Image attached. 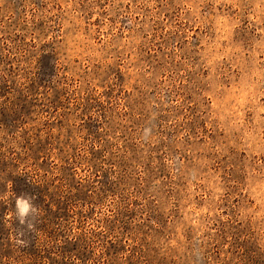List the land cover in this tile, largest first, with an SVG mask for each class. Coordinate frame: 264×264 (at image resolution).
Masks as SVG:
<instances>
[{"label": "rangeland", "instance_id": "374dc122", "mask_svg": "<svg viewBox=\"0 0 264 264\" xmlns=\"http://www.w3.org/2000/svg\"><path fill=\"white\" fill-rule=\"evenodd\" d=\"M0 264H264V0H0Z\"/></svg>", "mask_w": 264, "mask_h": 264}, {"label": "clouds", "instance_id": "9594fccd", "mask_svg": "<svg viewBox=\"0 0 264 264\" xmlns=\"http://www.w3.org/2000/svg\"><path fill=\"white\" fill-rule=\"evenodd\" d=\"M151 129L145 128V135L150 134ZM35 196L22 193L15 198V217L19 225L24 226L16 231L15 242L16 244L26 247L28 242L22 237L24 236V228L28 231L35 229V221L40 215V209L34 203Z\"/></svg>", "mask_w": 264, "mask_h": 264}]
</instances>
